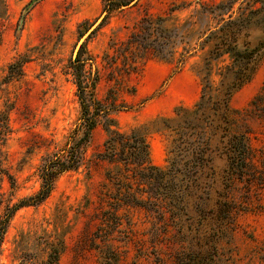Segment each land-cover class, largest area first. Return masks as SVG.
<instances>
[{"label":"rangeland","instance_id":"374dc122","mask_svg":"<svg viewBox=\"0 0 264 264\" xmlns=\"http://www.w3.org/2000/svg\"><path fill=\"white\" fill-rule=\"evenodd\" d=\"M220 1L228 0H133L99 27L103 0H0V219L39 191L42 160L75 127L80 109L69 60L84 44L100 68L103 53H111L112 43L124 41L145 15L167 19L170 43L159 57H139L132 48L135 70L129 76L120 71L128 90L117 93L129 108L111 117L119 133L143 131L150 164L167 169L174 134L157 131L156 121L174 119L178 107L192 108L201 92L202 52L180 68L175 60L183 48L195 51L199 32L214 22L199 13L200 3ZM173 5L178 9L170 12ZM171 49L175 54L168 58ZM100 73L96 96L104 99L115 82L107 80V70ZM211 80L215 86L217 77ZM229 106L257 157L264 151V58ZM106 137L104 125L98 124L84 164L60 175L43 202L10 215L0 240V264H48L52 251L58 252L52 264H188L194 257L187 254L208 251L179 232L178 221L153 196L155 184L135 183L122 165L117 170L97 159ZM215 166L219 170L223 162L216 160ZM243 185L237 183L233 194L238 201L246 195L248 204L233 215L229 237L218 243L219 254L208 264H264V187ZM135 199L143 202L135 206ZM204 223L208 232L216 227L212 219Z\"/></svg>","mask_w":264,"mask_h":264},{"label":"trees","instance_id":"16d2710c","mask_svg":"<svg viewBox=\"0 0 264 264\" xmlns=\"http://www.w3.org/2000/svg\"><path fill=\"white\" fill-rule=\"evenodd\" d=\"M132 1L103 0L105 16L99 27L113 11L130 5ZM236 2H201L199 13L214 22H207L199 32L195 51L183 48L175 60V68H180L188 58L202 52V67L198 72L201 92L192 108L178 107L174 119L156 121L157 131L174 134L170 150L172 158L165 170L150 164L145 133L139 129L119 133L113 128L115 122L111 114L129 108L123 100L119 101L117 93L119 88L128 90L121 72L129 76L135 70L136 55L132 48L140 54L139 57H159L162 48L169 46L168 29L164 27L167 19L145 15L124 41L112 43L111 53H103L100 68L94 67L95 58L85 45L79 47L67 65L73 76L80 109L75 127L62 146L42 160L39 191L9 207L0 219V240L8 218L16 209L43 202L60 175L76 171L84 164L92 131L102 123L107 137L97 159L115 164L117 170L120 169L118 165H122L126 172H132L130 178L135 183L156 185L153 196L165 203L170 216L179 223V232L184 230L198 247L203 243L209 248L205 253L187 254L194 257L188 264L214 261L219 254L218 243L232 230L230 221L233 215L248 204L246 195L240 201L234 197L237 183H245L243 188L247 189L253 184L264 187V151L260 150L256 157L248 143L249 133L238 129L234 118L236 111L229 106L231 96L252 78L264 58V0H244L233 9ZM177 9L173 5L169 11ZM173 46L172 42L171 48ZM167 53L168 58L175 54L172 49ZM118 59L121 67L117 66ZM100 70H107V80L115 82L104 99L96 96L102 78ZM115 74L120 77L115 78ZM212 75L217 77L215 86ZM130 90L133 91V87ZM216 160L223 162L219 170L215 166ZM115 176L117 179V174ZM134 202L139 206L143 201L135 199ZM208 218L216 224L214 230L209 229L211 232L204 223ZM52 253L48 264L57 259L58 252Z\"/></svg>","mask_w":264,"mask_h":264},{"label":"water","instance_id":"95a60500","mask_svg":"<svg viewBox=\"0 0 264 264\" xmlns=\"http://www.w3.org/2000/svg\"><path fill=\"white\" fill-rule=\"evenodd\" d=\"M92 28H93V27H92ZM92 28H90V29L87 31V33L84 35V37H85L86 35H88V33L92 30ZM84 37H83V38H84ZM83 38H81V39L79 40L78 44L76 45V49H77L78 45L80 44V42L82 41Z\"/></svg>","mask_w":264,"mask_h":264}]
</instances>
